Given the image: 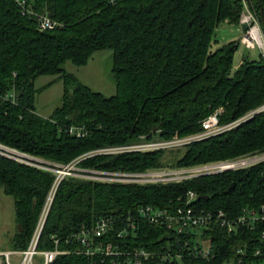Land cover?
Listing matches in <instances>:
<instances>
[{"label": "trees", "instance_id": "trees-1", "mask_svg": "<svg viewBox=\"0 0 264 264\" xmlns=\"http://www.w3.org/2000/svg\"><path fill=\"white\" fill-rule=\"evenodd\" d=\"M37 14L57 23L40 31L36 17L16 0H0V96L15 94L16 103L0 99V144L33 159L68 166L105 147L136 142L173 140L204 131L203 122L218 114L220 124L235 122L264 105V59L247 56L235 67L239 43L222 44L221 25L240 27L242 0H25ZM264 14V0H255ZM261 5V6H260ZM113 52L117 94L92 91L66 71L67 64L85 67L101 51ZM41 77H58L65 90L62 106L49 117L36 108ZM87 132L83 138L71 128ZM143 137V138H142ZM142 138V139H141ZM264 150V112L235 129L192 143L183 151L99 155L82 160V169L105 172H146L190 168ZM177 157V158H176ZM57 174L0 155V189L15 202L17 231L11 251L28 250L53 192L54 198L41 233L38 250L68 251L52 264H111L78 252L86 245L74 239L109 218L116 221L111 236L97 241L160 253L174 244L173 231L151 224L139 215L142 207L175 211L184 207L189 192L210 199L197 200L199 210H223L233 217L243 209L264 205L262 168L169 185L105 184L68 176L57 186ZM236 189L228 192L233 184ZM56 187V191H55ZM133 235L117 237L128 229ZM264 223L234 235L225 229L201 230L179 237L190 242L183 258L145 264H224L238 258L246 242L253 258L263 248ZM199 238L214 257H196ZM177 251V249H175ZM174 250V252H176ZM4 258H0V260Z\"/></svg>", "mask_w": 264, "mask_h": 264}, {"label": "built area", "instance_id": "built-area-1", "mask_svg": "<svg viewBox=\"0 0 264 264\" xmlns=\"http://www.w3.org/2000/svg\"><path fill=\"white\" fill-rule=\"evenodd\" d=\"M16 1L25 13L37 18L40 31H50L57 27V23L55 21L48 16L37 14L27 5L25 0ZM244 7L249 11V14L247 15L245 21L241 23V29L243 30V25L246 24L248 27H251V30L248 31L247 29V31L244 32L245 36L242 39V43L250 49L258 48L261 52L262 58L264 59V39H262L261 33L259 32L261 29L260 20L257 15L251 12L247 3H244ZM0 99L4 101L10 100L13 101V103H16L17 98L15 94L12 93L6 96H0ZM262 112H264V107L259 108V113ZM247 116L245 117L246 120L254 117L251 116L250 118H247ZM240 123L238 122V124L234 125L239 126ZM203 127L204 131L200 134L184 138L175 137L170 141L155 143H147L143 141L145 143H141L139 145L129 144L125 146L105 147L91 152L90 155H88V153L84 157L65 167L41 162L2 144H0V155L22 164L56 173L58 176L56 183L57 186L68 176H74L105 184H134L141 186L178 184L190 180L219 176L230 172H242L253 168H262V175L264 176V150L195 167L166 169L162 171L105 172L81 169L78 165L82 160L93 156L121 155L135 152L151 153L168 150V148H176L175 146L186 147L192 143L202 141L207 137L218 136L219 134L225 132L224 126L222 127L220 124L218 114L212 115L206 119L203 122ZM69 133L71 135H76L78 138H83L87 135V132L84 129L75 127L71 128ZM52 194L53 195H51L49 199L50 203H47L41 224L38 227L28 250L24 252H9L0 254V258H4V260H0V264H14L11 259L14 256H20L22 258L19 264H52L58 256L68 254V251H62L59 249V241L57 240L55 242L56 249L49 251L38 250V242L52 205L55 192ZM197 200H199V196L195 192H189L185 206L179 207L175 211L159 209L153 206L142 207L139 209V215L148 220L151 224L165 226L168 230L173 231L176 241L174 244L172 243V245H168L167 252H162V254H160L144 249L132 248L129 245L122 247L120 245H115L113 242L104 244L103 242L97 241L100 238L102 239L103 237L111 236V234L116 230V221L104 218L100 220L91 231H83L74 237V239L78 242L86 245V249L78 253L91 258L99 256L101 257L102 263H105L107 258H111V264H145L155 258H161L162 261H174L175 259L183 258L181 252L184 248L186 249L189 247L190 249V242L184 241L183 244L182 240L179 238L188 234V231L190 233H197L201 230L214 231L217 228H222L225 229L229 235H234L240 230H244V228H248L253 231L258 228L259 225L264 223V205L261 206L260 209H243L238 216L233 217L223 210H199L195 205H193ZM137 224L138 223L134 222L132 217L129 218L128 229L120 230L117 233V237L123 239L129 235H133L138 228ZM259 240L264 243V231L262 232ZM196 242L203 245L202 249H199L198 245L194 246V249H192L196 257H202L205 259L214 257L212 248L209 246L205 247L204 242H202L199 238H196ZM178 243H181V249L178 248ZM249 245L250 244L246 242L243 247L237 250V254L241 256L236 259L228 258L224 264H256L255 261H249L251 258L250 253H248ZM175 249H177V251ZM174 250L176 252H174ZM263 256V248L255 250L252 254L253 258ZM37 257L40 258V262L36 261Z\"/></svg>", "mask_w": 264, "mask_h": 264}, {"label": "rangeland", "instance_id": "rangeland-1", "mask_svg": "<svg viewBox=\"0 0 264 264\" xmlns=\"http://www.w3.org/2000/svg\"><path fill=\"white\" fill-rule=\"evenodd\" d=\"M242 2L247 3L251 12L258 16L256 12L255 0H242ZM248 14L249 11L244 7L240 17V23L245 21ZM259 20L261 23V29L259 32L261 33L262 39H264V27L262 24V19L259 18ZM247 29L248 31H250L251 27L247 26ZM244 32L246 31H243L240 27H234L229 25H221L217 31V35L222 44L229 42L239 43L238 50L236 51L234 57L235 67L240 64L244 56H247L250 59H258L261 55V52L258 48L250 49L242 43V39L245 36ZM113 67V52L107 50L96 53L90 60L89 64L85 67H76L71 63L67 64L66 71L78 78L82 84L90 88L92 91L102 93L107 97H112L117 94V85L114 79ZM36 88L39 91L36 97L37 111L41 116L49 117L54 113L56 109L62 106L63 95L65 90L64 84L58 79V77H41L36 82ZM262 107H264V105ZM258 114H260L259 109L249 113L247 118H250L251 116H256ZM245 117L229 124H221L222 127L224 126L225 131L222 134H225L238 127V125L234 124H238V122H241L240 124L246 122L247 120L245 119ZM209 138L211 137H207L204 140H207ZM143 141L147 143H155L165 142L166 140L158 139L149 142L146 138H144L142 142H136L132 145H139L141 143H145ZM175 147L176 148H168V150H164L166 151L165 160H173L176 155H171V152L176 150L183 151L182 154L178 155V158L184 157L185 147ZM88 155H90V153ZM42 219L43 215L41 217L39 226L41 224ZM16 230L17 223L14 199L11 196L7 195L4 190L0 189V252L11 250V240L14 237ZM14 257L11 258L12 262ZM36 261L40 262V258L37 257Z\"/></svg>", "mask_w": 264, "mask_h": 264}, {"label": "water", "instance_id": "water-1", "mask_svg": "<svg viewBox=\"0 0 264 264\" xmlns=\"http://www.w3.org/2000/svg\"><path fill=\"white\" fill-rule=\"evenodd\" d=\"M261 0H259V2H260ZM261 6V5H260ZM261 19H262V24H263V27H264V14H263V10L261 9ZM243 30L244 31H247V25H243ZM236 184L234 183L232 186H231V188L228 190V192L230 193V192H232V191H234L235 189H236ZM202 199H207V200H209L210 198L209 197H205V196H201V197H199V200H202ZM178 248L179 249H181L182 247H181V243H178Z\"/></svg>", "mask_w": 264, "mask_h": 264}, {"label": "crops", "instance_id": "crops-1", "mask_svg": "<svg viewBox=\"0 0 264 264\" xmlns=\"http://www.w3.org/2000/svg\"><path fill=\"white\" fill-rule=\"evenodd\" d=\"M14 206H15V202H14ZM9 252H15V251H11V250L10 251H3V252H0V254L9 253ZM21 260H22V258L20 256H15L14 259H13V263L14 264H19L21 262Z\"/></svg>", "mask_w": 264, "mask_h": 264}]
</instances>
